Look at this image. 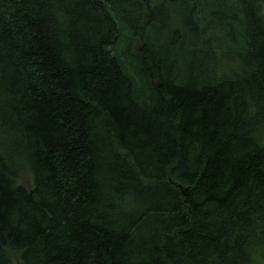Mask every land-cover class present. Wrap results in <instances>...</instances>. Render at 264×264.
I'll return each instance as SVG.
<instances>
[{
	"label": "trees",
	"instance_id": "1",
	"mask_svg": "<svg viewBox=\"0 0 264 264\" xmlns=\"http://www.w3.org/2000/svg\"><path fill=\"white\" fill-rule=\"evenodd\" d=\"M0 264H264V0H0Z\"/></svg>",
	"mask_w": 264,
	"mask_h": 264
},
{
	"label": "rangeland",
	"instance_id": "2",
	"mask_svg": "<svg viewBox=\"0 0 264 264\" xmlns=\"http://www.w3.org/2000/svg\"><path fill=\"white\" fill-rule=\"evenodd\" d=\"M138 46H141V43H138ZM182 68H187V61L182 63ZM21 182L30 187L32 185V178L26 174L24 177L21 178Z\"/></svg>",
	"mask_w": 264,
	"mask_h": 264
}]
</instances>
